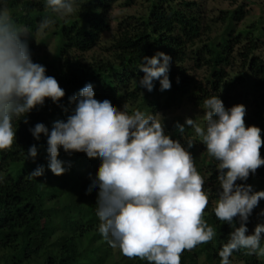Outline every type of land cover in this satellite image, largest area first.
Listing matches in <instances>:
<instances>
[{
    "label": "trees",
    "instance_id": "1",
    "mask_svg": "<svg viewBox=\"0 0 264 264\" xmlns=\"http://www.w3.org/2000/svg\"><path fill=\"white\" fill-rule=\"evenodd\" d=\"M117 1L77 0L83 4L80 12L64 20L45 8V0H0V8H7L14 21L30 31L24 39L32 61L43 65L45 74L54 77L65 91L57 103L45 99L43 105L33 108L24 118L27 123L24 119L14 120L15 142L10 149L0 151L3 178L0 180V264H148L146 260L125 257L98 231V188L86 191L96 178L101 163L98 157L89 159L83 152L65 153L60 148L58 159L66 171L59 176L49 170L48 154L44 159L36 156L34 161L25 157L30 146L36 145L40 152L41 142L47 144V136L41 134L37 141L30 129L43 123L50 132L55 118L66 121L64 110L75 107L74 103L69 104V97L78 95L86 84L92 85L95 99H107L117 110L129 114L137 107L148 115L158 113L160 108L170 110L187 104L198 112L195 118L202 126L205 124L203 102L207 98L218 96L226 109L237 104L249 105L245 125L259 127L264 140V56L259 51L260 38L249 37L240 50L243 60L238 74L230 76L226 71L233 63L232 51L242 43L243 35L236 31V26L244 17L243 7L222 13L223 31L213 39L209 37V28L204 30L199 2L146 0L148 5L143 14L120 23L105 49L107 57L83 59L85 53L98 46L102 35L110 31V11ZM46 16H52L56 22L51 26L52 31L36 44L34 35ZM51 37L55 40L54 54L50 58L39 55V49ZM157 52L172 58L168 73L171 88L161 91L159 81L154 80V88L149 92L139 85L144 73L138 68L144 56L152 57ZM185 63L204 69L207 75L202 79L191 75ZM176 124H171L165 134L179 140L192 153L209 194L203 218L216 232L211 242L184 251L181 264H220L219 252L233 226L218 220L213 211L221 191L217 180L219 162L208 155L206 146L190 127H185L181 134ZM188 139L194 141L191 148H187ZM260 154L264 157V146ZM19 163L22 167L14 176L10 168ZM37 166L44 167V174L30 178L29 173ZM236 183L250 185L253 192L264 191V178L258 169L246 181ZM260 209H264V199L249 216L246 235L252 234L256 225L264 224V212ZM233 225L239 226V217L234 218ZM261 238L264 247V233ZM234 258L242 264H264V256L249 254L248 249L234 251L229 259Z\"/></svg>",
    "mask_w": 264,
    "mask_h": 264
},
{
    "label": "clouds",
    "instance_id": "2",
    "mask_svg": "<svg viewBox=\"0 0 264 264\" xmlns=\"http://www.w3.org/2000/svg\"><path fill=\"white\" fill-rule=\"evenodd\" d=\"M82 5L77 0H45V8L61 19L80 12ZM55 22L52 16L44 17L38 31ZM29 34L7 8H0V151L10 149L15 142L14 120L24 119L45 99L57 103L65 96L58 81L45 74L46 68L32 61L24 39ZM142 60L138 69L144 75L139 85L151 92L153 81L158 80L161 91L170 90L172 58L157 52ZM94 96L92 85L86 84L78 95L69 97V104L75 107L66 121H55L50 133L43 123L30 129L37 141L41 134L47 136L49 170L57 176L66 171L58 159L60 148L65 153L83 152L89 159L98 157L101 163L96 178L86 191L98 188L96 215L102 237L129 259L181 264L184 251L207 244L216 236L203 218L209 204L204 178L191 153L179 140L165 134L160 114L146 115L139 110L129 114ZM203 109L204 126L186 118L184 125L177 123L176 128L181 134L185 125L194 129L208 155L219 162L221 191L213 211L218 220L233 226L219 252L220 264H230L229 257L241 248L264 256V225H256L253 233L246 235L249 216L264 199V191L253 192L250 185L236 183L246 181L250 173L264 166L261 129L245 125L246 108L242 104L226 109L222 100L213 96L204 100ZM186 144L191 148L194 141L188 139ZM36 156L37 147L32 145L27 159L34 161ZM43 174L44 167L37 166L29 177ZM236 217L238 227L233 225Z\"/></svg>",
    "mask_w": 264,
    "mask_h": 264
},
{
    "label": "rangeland",
    "instance_id": "3",
    "mask_svg": "<svg viewBox=\"0 0 264 264\" xmlns=\"http://www.w3.org/2000/svg\"><path fill=\"white\" fill-rule=\"evenodd\" d=\"M195 1L201 4V8L203 12L202 22H203L204 30L209 28V37L213 39L217 38L219 34L223 31L222 29L224 24L222 22V18H223L222 13L235 10L237 7H243L244 17L242 21H240V23H238L236 26V31L242 33L243 39H242V43L240 45H236V47L231 53V58L233 63L230 67L226 68V71L230 74V76H234L238 74V72H240L243 58L239 52L240 50L243 49V46H245L246 43L249 42L250 40L249 37L260 38V41L258 42L259 43L258 45L260 47L259 51L264 56V0H195ZM147 5L148 2L146 0L117 1L113 5V8L110 11V18H111L109 21L111 28L110 31L105 32L102 35L98 46L93 50L85 53L83 55V59L90 60L95 57L96 58L101 56L107 57L108 54L106 55L105 49L110 45L112 37L115 34L118 27L120 26V23L123 20L129 19L130 16H137L143 14ZM65 18L63 19L66 20ZM51 31H52V27L48 28L47 30H44L43 32L37 30V32L34 35L36 44H40L41 40L45 38L46 35H48L47 33H50ZM54 51H55V40L53 37H51L50 39H48L47 45L39 49V55L47 56L48 58H50L54 54ZM184 66L191 75L197 78L202 79L204 78V76L207 75V72H205L204 69H197L191 63H185ZM245 108H246V114H245L246 117L250 109V106L246 105ZM136 110L141 111L139 107H137ZM64 112H66V118H67V116L72 113V109H65ZM158 114H160L163 117L162 123L164 125L165 132L167 131V128L175 122L184 125L186 118L194 119L198 124L201 125V123L195 118L196 115L198 116V112L193 111L192 108L187 104H181L178 107L174 106L170 110L169 109L163 110L162 108H160ZM57 120H63V119L55 118L53 123ZM185 127H187V125H185ZM192 131H193V135L196 136L194 129H192ZM41 143H42L41 150L40 152L37 151V157L44 159L48 154L47 144H45L43 141ZM197 148H199V144H197ZM200 152L203 153V150L200 149ZM72 153H76V152H72ZM25 157L27 158V154ZM261 158L264 157L261 155ZM22 163L14 164L11 166L10 170L14 176L17 174V170H19L22 167L21 166ZM258 171L260 172L262 178H264V174H263L264 166L258 168ZM260 210L264 212V209H260ZM253 230L254 229H252V231ZM229 260H230V264L243 263L235 258Z\"/></svg>",
    "mask_w": 264,
    "mask_h": 264
}]
</instances>
